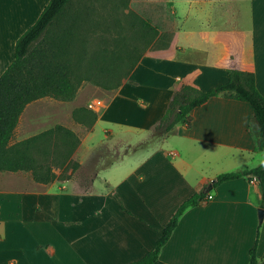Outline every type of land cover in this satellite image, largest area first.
<instances>
[{
    "label": "crops",
    "instance_id": "crops-1",
    "mask_svg": "<svg viewBox=\"0 0 264 264\" xmlns=\"http://www.w3.org/2000/svg\"><path fill=\"white\" fill-rule=\"evenodd\" d=\"M170 1L171 24L157 18L153 25L156 41L174 33L175 52H145L116 89L101 91L78 150L81 167L48 183L28 171H0V264H129L155 247L181 203L199 191H207L209 200L182 213L154 264H248L259 224L257 258L264 262L257 178L211 186L216 176L264 159L250 104L214 96L191 111L189 128L179 123L168 131L154 129L186 74L198 70L195 83L203 91L228 81L227 71L216 65L228 53L216 40L219 32L243 33L242 61L254 66L264 95V0ZM147 2L157 6L158 17L161 2L165 13V0ZM47 3L37 9L35 0L0 2V75L14 59L16 40ZM29 104L12 142L44 131L36 130L37 113L25 119ZM156 131L158 144L133 148ZM104 144L124 150L107 147L104 157L115 155L114 149L120 156L93 164L89 173L81 170Z\"/></svg>",
    "mask_w": 264,
    "mask_h": 264
},
{
    "label": "trees",
    "instance_id": "trees-1",
    "mask_svg": "<svg viewBox=\"0 0 264 264\" xmlns=\"http://www.w3.org/2000/svg\"><path fill=\"white\" fill-rule=\"evenodd\" d=\"M74 1L49 0L34 23L16 40L14 59L0 75V171H28L35 181L48 183L55 178L53 167L58 166L60 160L66 162L72 155L73 141L68 143L65 140L76 141V135L61 125H55L18 142H12V139L20 115L30 102L43 97L72 100L80 83L84 80L90 81L89 75L80 71L85 55L81 56L79 53V50L83 49V42L79 38L82 24L80 22H83L81 16L87 5L81 0L82 2L77 3L73 9ZM216 40L223 42L228 51L227 55L216 63L227 71L228 81L203 91L195 83L199 71L194 70L186 74L179 81L165 114L154 129L163 128L168 131L179 123L189 128L192 122L191 111L195 107L205 104L214 96L223 95L250 104L252 124L258 132L257 148L264 152V95L256 87L254 66L242 61L244 35L235 31L219 32ZM93 83L104 89L109 88L100 82ZM75 110L83 111L82 108ZM88 114H92L95 120L94 112L90 111ZM58 137L64 141L62 149L58 151L63 158L53 159L57 148H52V141ZM248 175L258 180L264 208V159L254 168L216 176L211 186L216 187L225 181ZM207 190H210V187ZM208 200L207 191H199L181 203L163 228L155 247L129 264H154L182 213L188 207ZM259 236L260 224L249 251L248 264H264L257 258Z\"/></svg>",
    "mask_w": 264,
    "mask_h": 264
},
{
    "label": "rangeland",
    "instance_id": "rangeland-1",
    "mask_svg": "<svg viewBox=\"0 0 264 264\" xmlns=\"http://www.w3.org/2000/svg\"><path fill=\"white\" fill-rule=\"evenodd\" d=\"M2 0H0L1 2ZM6 4L13 3V0H3ZM37 9L40 8L43 2L49 0H35ZM81 0L73 2V9ZM86 5L82 11V21L79 29V38L82 40L79 53L84 56L83 65L80 71L85 75H89L90 81L84 80L78 87L77 94L72 100H60L51 97H43L30 102L25 112V119L28 120L33 113H37L41 118L37 131L47 130L55 125H61L70 129L76 135V141L67 139L65 142L73 141L74 150L69 160L62 162L53 167L55 178L58 176L65 179L73 174L81 167L80 160L82 159L79 150L81 139L86 135L91 128L93 122L92 114L93 107L97 105L99 96L104 91L110 93L127 77L130 67L142 56L145 52L149 54H173L175 43L174 33H164L159 41H156L158 31L153 25V22L159 19V23L171 24L172 17L167 9L174 10L172 2L165 0V13L160 11L164 9L161 2L159 5V17L157 15V6L148 3V0H84ZM178 6H184L186 0H176ZM82 2V1H81ZM43 8V7H41ZM41 10V9H40ZM40 12V11H39ZM38 12V13H39ZM162 18V20H161ZM93 82H100L109 86L104 89ZM75 101V102H74ZM75 103L83 104L75 107ZM82 108L83 111L75 109ZM89 111V112H88ZM88 112V113H87ZM50 116V117H49ZM163 128L157 129L159 132ZM158 131L148 136L133 148L140 146H151L152 142L158 139ZM156 134H158L156 136ZM63 140L61 137L53 139L52 148H57L54 151L53 159H62V154L58 151L62 149ZM67 143V144H68ZM114 143V142H111ZM110 144V143H109ZM155 144H158L155 141ZM121 147L122 145H107L104 144L94 152H91L88 157L89 162H86L85 167L81 168L84 172L89 173V168L93 164L106 162L107 159H116L120 155L114 149L115 155L104 157L105 149L108 147ZM64 147V146H63ZM114 147V148H116ZM122 150V151H123ZM62 151V150H61ZM264 154L262 153V156ZM92 162V163H91ZM93 165V166H92ZM88 167V168H87ZM71 173V174H72ZM54 178V179H55Z\"/></svg>",
    "mask_w": 264,
    "mask_h": 264
},
{
    "label": "water",
    "instance_id": "water-1",
    "mask_svg": "<svg viewBox=\"0 0 264 264\" xmlns=\"http://www.w3.org/2000/svg\"><path fill=\"white\" fill-rule=\"evenodd\" d=\"M260 212H261V215H262V214H263V212H264V209H261V211H260Z\"/></svg>",
    "mask_w": 264,
    "mask_h": 264
}]
</instances>
